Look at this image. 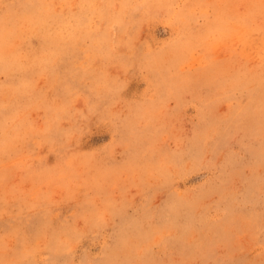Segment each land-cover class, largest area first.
I'll return each instance as SVG.
<instances>
[{
  "label": "rangeland",
  "instance_id": "obj_1",
  "mask_svg": "<svg viewBox=\"0 0 264 264\" xmlns=\"http://www.w3.org/2000/svg\"><path fill=\"white\" fill-rule=\"evenodd\" d=\"M0 264H264V0H0Z\"/></svg>",
  "mask_w": 264,
  "mask_h": 264
}]
</instances>
